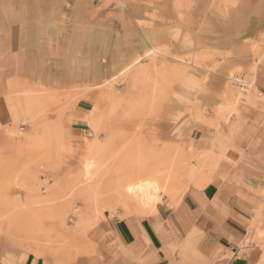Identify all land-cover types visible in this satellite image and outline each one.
I'll use <instances>...</instances> for the list:
<instances>
[{"label":"rangeland","instance_id":"1","mask_svg":"<svg viewBox=\"0 0 264 264\" xmlns=\"http://www.w3.org/2000/svg\"><path fill=\"white\" fill-rule=\"evenodd\" d=\"M216 2L220 5L211 9L226 13L238 0ZM174 39L177 52L167 40L95 82L54 85L19 64L8 66L34 89L20 86L6 93L10 120L0 125V256L13 264L30 257L75 264L89 255L92 230L105 215L135 214L109 190L128 172L145 175L151 166L172 160L170 182L177 185L175 195L182 194L239 137L258 143L252 155L241 152L264 164V95L259 94L264 31L226 50L203 45L182 30H175ZM236 75L243 86L235 84ZM14 105L22 110L16 117ZM189 124L194 132L183 133ZM197 137L204 150L197 149ZM88 155L101 162V189L92 199L80 192ZM259 199L254 232L264 224V190ZM162 201L170 202L168 196ZM258 235L264 237V228Z\"/></svg>","mask_w":264,"mask_h":264},{"label":"crops","instance_id":"2","mask_svg":"<svg viewBox=\"0 0 264 264\" xmlns=\"http://www.w3.org/2000/svg\"><path fill=\"white\" fill-rule=\"evenodd\" d=\"M212 1L0 0V125L10 120L8 89L29 86L8 66L19 64L54 85L95 82L167 40L177 52L175 30L220 50L264 31V0H238L226 13L211 9L220 5ZM19 110L14 105L12 117ZM191 126L183 133L192 134ZM239 138L153 214L105 215L92 230L90 254L75 264H264V237L258 235L264 224L257 232L251 227L264 164L241 152L252 155L258 143ZM195 145L206 146L199 137ZM30 259L25 264H49ZM0 264L13 263L0 256Z\"/></svg>","mask_w":264,"mask_h":264},{"label":"bare ground","instance_id":"3","mask_svg":"<svg viewBox=\"0 0 264 264\" xmlns=\"http://www.w3.org/2000/svg\"><path fill=\"white\" fill-rule=\"evenodd\" d=\"M151 51L156 52V54L158 53L155 50ZM176 60L180 63H187V60ZM136 74H138V72ZM249 83L254 85L255 82ZM228 93L231 94V91H228ZM90 147L88 149L89 151H91ZM100 163L98 159L91 155H88L83 163L82 174L86 183L84 187L80 189V192L89 198L91 197V199L96 196L98 192H100L99 189H101V181L100 178H98ZM172 165V160L161 163L159 167H156L155 164L156 168L153 170L151 166V169H149L151 171H147L145 175H142L139 171L137 173L128 172L129 174H124L112 181L109 190L114 193V196L125 209H133L138 212H155L161 205L164 196L172 198L177 191H175V186L177 185L171 183L172 180L170 182V170Z\"/></svg>","mask_w":264,"mask_h":264},{"label":"built area","instance_id":"4","mask_svg":"<svg viewBox=\"0 0 264 264\" xmlns=\"http://www.w3.org/2000/svg\"><path fill=\"white\" fill-rule=\"evenodd\" d=\"M234 82H235V84H237L238 86H243V84H242V82H241V79H240V77H239L238 75H236V76L234 77ZM242 88H243V87H242ZM259 94H263V95H264V89L260 90V91H259Z\"/></svg>","mask_w":264,"mask_h":264}]
</instances>
